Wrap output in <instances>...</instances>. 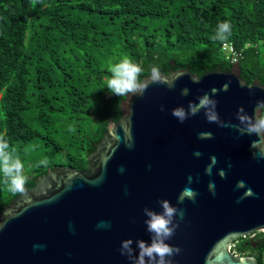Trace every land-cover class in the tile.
Listing matches in <instances>:
<instances>
[{
    "label": "water",
    "instance_id": "obj_1",
    "mask_svg": "<svg viewBox=\"0 0 264 264\" xmlns=\"http://www.w3.org/2000/svg\"><path fill=\"white\" fill-rule=\"evenodd\" d=\"M162 74L169 83L180 78L172 89L150 84L142 97L126 95L122 117L110 122L87 170H48L5 207L0 264H129L121 242L150 241L143 209L159 212L165 199L184 212L168 241L181 250L174 264H253L252 258L259 264L232 250L240 238L264 232V159L252 147L257 138L209 123L203 111L181 124L171 110L187 109L215 88L220 119L238 125V109L251 115L264 100V84L243 79L237 63L202 76L183 68ZM186 188L198 192L194 202L184 197Z\"/></svg>",
    "mask_w": 264,
    "mask_h": 264
},
{
    "label": "trees",
    "instance_id": "obj_2",
    "mask_svg": "<svg viewBox=\"0 0 264 264\" xmlns=\"http://www.w3.org/2000/svg\"><path fill=\"white\" fill-rule=\"evenodd\" d=\"M224 21L233 26L226 42L243 55L242 78L264 84V0H0V136L12 152L49 138L57 151L69 148L66 167L87 170L126 96L106 88L101 49L119 46L143 67L142 79L153 66L200 76L230 71L226 42L213 39ZM47 171L27 178L0 213ZM232 250L264 264V232L240 238Z\"/></svg>",
    "mask_w": 264,
    "mask_h": 264
},
{
    "label": "clouds",
    "instance_id": "obj_3",
    "mask_svg": "<svg viewBox=\"0 0 264 264\" xmlns=\"http://www.w3.org/2000/svg\"><path fill=\"white\" fill-rule=\"evenodd\" d=\"M233 26L230 21H224L217 24L213 39L220 42H226L232 35ZM109 78L106 81V88L110 93L116 96L134 95L142 97L150 84L166 85L169 89L174 88L176 81L180 78L176 77L171 83L162 74L158 66H153L148 74L147 79L144 76L143 67L129 57H125L117 63L109 66ZM183 75V74H181ZM200 79L192 77L193 84H199ZM243 86V85H242ZM223 91L228 90V85H224ZM182 95H186L187 91L183 90ZM218 94V90L211 89V95L204 93L197 97V102H189L187 109L178 106L171 110V115L177 121L183 124L190 117L198 115L203 111L206 120L209 123H215L219 127H236L238 130L249 136H255L252 147L260 149L254 156L264 159V100H258L253 112L249 115L243 107H240L236 113L238 125L226 124L219 117L217 112L218 101L214 99ZM161 111L164 107L161 106ZM205 134H198V139H204ZM210 138V136H209ZM202 154L195 152L194 156L199 158ZM45 163V161H41ZM230 167V166H229ZM24 162L11 151L10 142L4 136H0V176L5 179L9 191L15 193L23 190L27 177L24 175ZM123 171V169H121ZM207 175H211L207 173ZM189 185L192 183V177H188ZM209 191L215 195V184L210 182ZM253 193L249 190V195ZM184 197L191 201H195L198 192L191 188H186L183 193ZM161 211L157 212L149 208H144L143 212L146 217L144 223L146 231L149 234L150 241L127 239L121 242L120 254L126 256L129 264H174L173 257L180 253L178 247H173L168 243L179 227V221L183 220L184 212L172 205L168 200L158 201ZM183 203V199L179 200ZM3 225H0V229ZM135 244V247H133ZM254 264V258H252Z\"/></svg>",
    "mask_w": 264,
    "mask_h": 264
},
{
    "label": "rangeland",
    "instance_id": "obj_4",
    "mask_svg": "<svg viewBox=\"0 0 264 264\" xmlns=\"http://www.w3.org/2000/svg\"><path fill=\"white\" fill-rule=\"evenodd\" d=\"M103 29L106 30V27ZM107 30L108 32L113 31L111 27H108ZM97 57L101 60L100 68L108 69L111 64L117 63L127 56L120 50L119 46H105L98 53ZM53 129L57 131L59 128ZM45 137L48 136L45 135ZM68 151L69 148L57 151L54 148V143L48 138L40 141L36 140L22 148V150L13 151V154L19 156L24 162V175L27 178H32L39 169L51 170L66 167L64 161H66ZM41 161H45V163L42 164ZM12 195L13 192L9 191L5 179L0 176V203L8 200Z\"/></svg>",
    "mask_w": 264,
    "mask_h": 264
},
{
    "label": "built area",
    "instance_id": "obj_5",
    "mask_svg": "<svg viewBox=\"0 0 264 264\" xmlns=\"http://www.w3.org/2000/svg\"><path fill=\"white\" fill-rule=\"evenodd\" d=\"M222 52L226 54L227 59L233 64H238L240 58L243 57L242 52L238 51L232 42H226L222 46Z\"/></svg>",
    "mask_w": 264,
    "mask_h": 264
},
{
    "label": "flooded vegetation",
    "instance_id": "obj_6",
    "mask_svg": "<svg viewBox=\"0 0 264 264\" xmlns=\"http://www.w3.org/2000/svg\"><path fill=\"white\" fill-rule=\"evenodd\" d=\"M242 256H254V255H252V254H248V255H242ZM254 257H256V256H254ZM257 258V257H256ZM258 260V259H257ZM259 262V261H258Z\"/></svg>",
    "mask_w": 264,
    "mask_h": 264
}]
</instances>
